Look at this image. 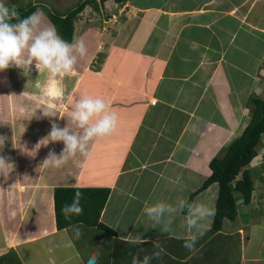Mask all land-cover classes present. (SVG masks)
Returning a JSON list of instances; mask_svg holds the SVG:
<instances>
[{
  "label": "crops",
  "instance_id": "crops-1",
  "mask_svg": "<svg viewBox=\"0 0 264 264\" xmlns=\"http://www.w3.org/2000/svg\"><path fill=\"white\" fill-rule=\"evenodd\" d=\"M91 9L99 24L76 21L74 38L84 40L88 55L77 75L62 81L61 100L40 95L36 85L46 74L34 65L27 75L16 67L0 71V156L10 163L0 175V264H87L93 254L98 264H128L129 249L157 251L164 238H171L167 251L151 264H176L174 252L188 250L187 212H177L173 230L162 233L145 205L175 204L196 193L193 202L216 210L219 184L201 189L210 162L243 133L251 98L264 92V0H108L100 12ZM85 93L118 113L115 131L94 142L89 158L44 167L48 153L59 155L64 145L41 140L52 121L68 124L72 105ZM47 103L55 104L56 117L43 116ZM261 150L250 164L259 174L251 202L239 198L237 218L225 220L183 263L264 264ZM56 187L110 188L101 222L116 237L82 223L58 229ZM136 237L144 243L128 242Z\"/></svg>",
  "mask_w": 264,
  "mask_h": 264
},
{
  "label": "clouds",
  "instance_id": "clouds-1",
  "mask_svg": "<svg viewBox=\"0 0 264 264\" xmlns=\"http://www.w3.org/2000/svg\"><path fill=\"white\" fill-rule=\"evenodd\" d=\"M87 55L88 48L84 40H65L54 25L46 23L42 10L37 9L21 18L15 8L8 7L4 0H0V71L16 67L27 75L34 65L39 73L46 74L43 85H36L40 95L50 101L61 100L64 96L62 81L65 77L77 75V65ZM42 108L44 117L57 116L55 104L47 103ZM69 119L72 127H69ZM69 119L64 127L52 121L50 132L41 140L43 145L49 142H62L64 145L59 155L55 150L48 153L42 163L44 167L59 169L77 156L89 158L94 142L115 131L118 113L112 110L110 103L104 99L85 93L72 105ZM9 164L0 156V175L7 172ZM81 196L82 193L77 191L72 202L62 207L61 211L66 219L83 213ZM185 210L187 234L183 246L193 252L200 235L207 228V222L215 215V210L210 204L183 199L175 204L158 201L151 205L146 204L143 212L153 222L154 227L158 226L162 233H170L176 213ZM74 231L79 238L80 229L75 228ZM128 242L136 246L144 243V240L136 237ZM68 246H71V241H68ZM154 247L158 250L145 253L142 259L137 253L132 259V264H151L152 260L159 259L163 250L159 244ZM98 260L97 254L90 255L87 264H98Z\"/></svg>",
  "mask_w": 264,
  "mask_h": 264
},
{
  "label": "trees",
  "instance_id": "trees-1",
  "mask_svg": "<svg viewBox=\"0 0 264 264\" xmlns=\"http://www.w3.org/2000/svg\"><path fill=\"white\" fill-rule=\"evenodd\" d=\"M106 1L108 0H79L68 8H52L45 4L30 2L28 5L19 7L16 10L21 18L30 15L37 9L43 10L49 16L58 33L65 40L72 41L75 33V23L80 13L88 5L100 12L101 5H104ZM115 1L125 3L127 0ZM250 101L253 104V110L249 124L243 133L226 147L223 155L215 156L210 162L211 174L201 189L207 188L212 183H218L219 194L212 227L203 238L198 239L196 248L205 238L220 231L225 220H235L237 218L239 198L242 199L244 204L251 202L255 189L254 178L259 177V174L250 167V164L258 155V149L262 145L264 137V98L253 96ZM77 191L82 193L80 204L83 213L66 219L61 209L65 204L72 202ZM110 192L111 190L108 187H56L54 200L58 229L82 223L89 227H97L116 237L115 231L101 222L102 212L109 199ZM195 195L196 193H192L188 201L193 202ZM184 212L186 213V210ZM170 239L164 238L158 241L161 245L160 248L163 250L162 252L166 253ZM180 242H183V240ZM151 252L153 250L150 248L148 253ZM174 253L176 264H188V262L183 263V257L191 252L176 250ZM135 255L136 250L133 248L132 254H128L127 260L132 261ZM115 257L119 260L120 255L117 253ZM160 258L158 259L159 262H161Z\"/></svg>",
  "mask_w": 264,
  "mask_h": 264
},
{
  "label": "rangeland",
  "instance_id": "rangeland-1",
  "mask_svg": "<svg viewBox=\"0 0 264 264\" xmlns=\"http://www.w3.org/2000/svg\"><path fill=\"white\" fill-rule=\"evenodd\" d=\"M32 1H34V0H4V3L8 7H10V8L18 9L19 7L28 5V3L32 2ZM47 1H49V2H46L47 4H49V7H52L50 5H54V4H52L50 2V0H47ZM54 1L56 2V3L54 2L55 4H57L58 6H60V8L61 7L62 8H68V7H71L73 4H76L79 0H54ZM43 13L46 16L47 20H49V16L44 11H43ZM105 14H107V12H105ZM79 18H82L80 23H85V21H86L87 23H96V24H99V16H98V14H95V12H93V10L91 9V6L90 5H88L80 13ZM76 21H79V20L77 19ZM260 97L264 98V92L261 93V96ZM249 112L250 113L252 112V107L250 108ZM260 149H262L261 150V153L264 152V137H263V140H262V145L259 147L258 150H260ZM258 161L263 162L261 155L258 156ZM85 243H86V241H85V239H83V241H81V244H84L85 245ZM128 252L130 254H132L131 249H129ZM142 255L143 254L141 252L140 253V256L142 257ZM127 261H128V264H131V262H132V261H129V260H127Z\"/></svg>",
  "mask_w": 264,
  "mask_h": 264
},
{
  "label": "built area",
  "instance_id": "built-area-1",
  "mask_svg": "<svg viewBox=\"0 0 264 264\" xmlns=\"http://www.w3.org/2000/svg\"><path fill=\"white\" fill-rule=\"evenodd\" d=\"M114 17H116V16H114Z\"/></svg>",
  "mask_w": 264,
  "mask_h": 264
}]
</instances>
